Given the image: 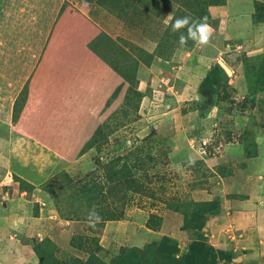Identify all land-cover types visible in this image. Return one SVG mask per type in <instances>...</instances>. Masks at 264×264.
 Segmentation results:
<instances>
[{
	"label": "rangeland",
	"instance_id": "rangeland-1",
	"mask_svg": "<svg viewBox=\"0 0 264 264\" xmlns=\"http://www.w3.org/2000/svg\"><path fill=\"white\" fill-rule=\"evenodd\" d=\"M142 3L130 7L125 20L119 10L110 9L101 0H0V128L14 130L11 118L17 104L21 116L33 118L29 119L34 122L28 130L38 136L36 140L14 130L31 149L23 148L27 152L22 155L21 150L14 148V156L10 157L23 160L24 171L33 174L28 177L23 171V175L36 178L35 196L40 202H47L42 217L40 208L36 209L40 220L33 225V241L53 242L61 260L86 261L91 252H97L107 264L131 256L138 264H161L158 254L172 245L171 254L185 264L204 259L202 250L196 248L197 242L215 249L216 264H264V253L251 256L249 249L253 248L246 243L259 224L257 220L250 223L243 202L232 198L244 184L257 181L260 192L264 191V92L260 93L264 90L255 86L252 71L260 62L259 56L264 55V29L260 27L264 23L255 24L257 29L249 26L248 30L231 22L219 24L217 17L209 15L206 22L213 33L208 46L177 44L168 59L155 57L150 65H140L137 89L143 97L139 107L121 109L118 104L109 115L104 112L101 119H113L108 122L113 133L105 136L101 146H94L74 162L63 159L50 147H63L62 138L69 133L45 130L34 120L39 104H44V111L48 109L47 99L38 88L35 90L36 85H41L39 76L48 77L46 68L54 72L63 69L55 53L64 50L62 42L68 43L69 31L66 33V26L61 24L58 31L64 37L60 40L56 38L58 33L53 35L62 7L74 6L112 39L128 40L148 51L161 42L174 16L187 8L179 0ZM226 4L227 0H220L213 6ZM171 38L170 34L165 38L167 47ZM128 48L134 56H140L138 50ZM218 60L234 72L227 74L221 86L214 80L220 66ZM84 90L103 93L104 88L88 85ZM189 157L195 160L194 165L189 164ZM253 158H259L257 168ZM118 159L121 164L130 162L137 172V181H133L137 186H132V181L130 186L121 188L106 182L104 166ZM65 172L82 188L89 181L98 183L97 198L103 199L104 204L83 207L84 194H76L75 185L70 191L65 190L60 176ZM59 182L62 191L49 189ZM18 183L11 184L22 190ZM65 184L66 189L70 188ZM9 190L12 191L3 187L0 196H17L14 189L5 195ZM28 194L30 198L32 193ZM256 199L264 204V197ZM214 200L221 203V212L209 216L197 235L184 231L183 216L168 207L169 203ZM3 202L8 201L1 200V205ZM93 206L98 213L106 209L120 216L117 221L105 222L103 233L97 235L100 250L92 242L94 235L88 233L87 216ZM0 213L3 214L2 209ZM254 214L252 211L251 217ZM155 216L159 217L154 219ZM201 234L206 237L204 244L198 242Z\"/></svg>",
	"mask_w": 264,
	"mask_h": 264
},
{
	"label": "trees",
	"instance_id": "trees-1",
	"mask_svg": "<svg viewBox=\"0 0 264 264\" xmlns=\"http://www.w3.org/2000/svg\"><path fill=\"white\" fill-rule=\"evenodd\" d=\"M143 1L144 0H101V2L103 4L106 3L105 5L110 9L119 10L121 17L125 20H128V17L125 15L130 7L132 8L136 2L143 4ZM179 1L180 5L186 7L187 10L182 8L181 13L174 16L165 30V36L163 35V38L160 40L161 42L158 43L157 49L153 53L131 45L128 40L119 38V40L116 41L112 39L107 34L101 32L95 23L76 10L74 6L66 4L62 7V13L59 18L60 21L58 20L57 28H54L53 35L55 36V34L58 33L56 38L60 40L64 37V35L60 34L58 31L61 24L66 26V33L69 31L68 43L62 42L64 50L61 48V50H57V53H55L56 58H60L59 60L56 59V61L63 64V69L62 71L54 72L53 69L46 68L48 77L41 79L43 75L39 76L41 83L40 87L36 85V82H33L36 85V88L34 87L35 90L38 88L37 90L41 92V95L47 99L46 107H48V109L44 111V104H39L38 114L35 112L33 117L34 120L41 125V128L45 130L51 129L56 134H62L63 132L69 133L62 138L64 143V145H62L63 147L60 145L58 147L50 145L53 151L63 159L74 162L85 153L89 152L94 146H101L105 143V136L113 133L114 130L109 129L108 122L113 120L110 116L101 119V117L104 116V112L109 115L111 110H116L118 104H120L119 107L121 109H127L132 106L136 108L139 107L143 97L137 89L140 65H150V61L155 57L168 59V57L171 56L173 48L179 44V33L174 34L171 31V23H173L175 19L186 15L191 16L194 20H200L204 17L209 18L210 14L207 10L208 7L220 2V0ZM253 20L256 25L264 23V3L255 2ZM61 21L63 22L61 23ZM135 23L136 22H133V25ZM181 32L186 35V29H181ZM169 34L172 38L169 40L170 47H167L165 38H167ZM193 44L194 42L192 40H188L186 46ZM129 46L132 47V50L133 48L138 50L140 56H134L128 48ZM258 59L260 62L256 69L252 70L254 71V84L257 88L264 90V55L259 56ZM71 73H74L75 77ZM215 75L216 77L214 80L218 82V86L223 85L226 82L225 79L228 78L226 72L220 68V66L219 70L215 72ZM249 75V73L246 74L247 77H250ZM88 85H91L95 89L103 87L104 91L103 93H95V91L87 92L84 89L87 88ZM76 92L78 93L76 94ZM261 92L264 91L261 90L260 93ZM47 95H49V97H47ZM15 105L14 118L12 119L14 130L22 134L30 135L38 140V136L28 130L32 126L31 123L34 122L29 119L33 118L26 115L24 117L21 116V109L17 104ZM119 107L117 108L118 111L120 110ZM36 117H38V119H36ZM42 142L45 145L48 144L44 141ZM120 159L115 160V162H109L104 166V177L108 184L123 187L126 184L129 185L131 181L132 183H134L133 181H137V172L129 165V161L124 159L125 163L121 164ZM60 176H62L61 179L65 185V190L70 191V189H73L75 180L66 172L62 175L60 174ZM65 183H68L70 188L66 189ZM20 184L22 190L31 192L33 189V186L23 180L20 181ZM59 185L60 182L57 184L54 183L49 189H57L58 192H60L62 191V186ZM132 186L137 185L134 183ZM78 187H81V189L78 190ZM84 188H82V184L79 182L73 189L76 194H84L82 200H84L86 204L83 205V207H90L93 204L102 206L104 204L103 199L99 200L97 198L98 196L96 193L97 190L100 189L98 183L89 181ZM68 195V197H71V194ZM168 207L172 212L180 213L183 216L185 221L183 230L190 231L195 235L202 231L209 216L218 215L221 212V203L219 200H214L212 202L191 201L178 204L169 203ZM99 214L102 217V222L99 223L95 229L90 227L88 229L89 235H94L92 236V242L96 243L98 250L100 249L98 247L97 235L103 233L105 222L117 221L120 218V216L114 214L113 211H108L106 209L103 213ZM156 217L159 216H155L154 219H156ZM199 238L198 242H202L203 244L206 243V237L204 235L201 234ZM195 243L199 246L196 248L202 250L204 259L199 258L196 262L189 261L185 262V264H216L215 249L210 244H204L205 246H202V244ZM76 246L81 249L83 248L82 245ZM172 247L173 246L170 245L167 251L158 254L159 257L161 256V264H184L175 259L171 254ZM33 249L42 264H107L103 262L97 252H91L86 261L79 258L61 260L63 258L57 256V248L50 240H43L40 243L35 241V243H33ZM194 249L193 247L192 253H194ZM220 254L221 256L224 255L223 253ZM134 259L135 256L125 257L115 264H138Z\"/></svg>",
	"mask_w": 264,
	"mask_h": 264
},
{
	"label": "crops",
	"instance_id": "crops-1",
	"mask_svg": "<svg viewBox=\"0 0 264 264\" xmlns=\"http://www.w3.org/2000/svg\"><path fill=\"white\" fill-rule=\"evenodd\" d=\"M255 2L264 3V0H235V2H233V0H227L226 5L210 6L208 11L212 17L218 18L219 24H226L227 22H231L237 24L239 27H243L248 30H250L249 26L257 29V26L255 25L253 20V15L255 13ZM260 27L264 29V25ZM258 34L261 33L259 32ZM262 41L264 42V37ZM147 49L148 52L153 53L157 49V46L156 44H154L152 50L149 48ZM219 61L220 60H218V62ZM232 73L234 74V72ZM11 145L13 146L12 150L10 151ZM14 148L15 150L18 149L23 152L24 149H31V146H29L28 144L26 145L24 139L19 138L18 134L14 133V130L8 131L6 128L1 127L0 190L3 187H10L12 191L9 190V193H5V195H10V192H13L14 189V191L17 193V196H14V194H12V197L10 199L9 197L7 199L6 196H0V199L2 198L1 200L8 201L7 203L3 202L2 205L0 203V209L3 210V214L0 213V264H42L33 249V237H36V235L34 234L35 229L33 225L35 221H37L38 219L40 220L39 216L42 217L44 213L43 210H45L44 207L47 206V202H40L41 199H38L35 196L36 189H33V191L29 192L26 190H17V188H14V185L12 186L11 183L18 186V182L23 180L26 183L36 187V178H27L25 176L26 173L28 177L29 175L33 174H30L29 171H24L23 168L25 166L20 161L22 159L17 161V159L13 157L14 159L11 160L12 155L14 156V154H12V152H14ZM9 151L11 152V154H9ZM26 152H23L22 155ZM35 156L36 155H33V157ZM46 156L49 157L47 154ZM252 160L254 167L257 168L258 163L256 161L259 160V158H253ZM18 169L19 172L17 171ZM5 170H7V172L3 175L2 172ZM23 171L26 172L24 173V175ZM258 186L259 181L255 183L253 182V184H244L241 190H239L240 193L234 192L235 196H232L234 200L243 202V208L247 210L246 214L250 223H252V220H257L256 223L257 225L259 224L256 233L246 241V243H249L251 248H253V250L249 249V254L251 256H256L255 254L262 255L264 253V233H262V228L264 229V204H261L259 200L256 199V197L263 198L264 191L261 193L260 191L262 190ZM28 193H32L30 198H28ZM38 207L40 208L41 213H39V216L36 217V209ZM252 211L255 212L253 217H251ZM24 221H26V224H24ZM261 247L262 250H260Z\"/></svg>",
	"mask_w": 264,
	"mask_h": 264
},
{
	"label": "clouds",
	"instance_id": "clouds-1",
	"mask_svg": "<svg viewBox=\"0 0 264 264\" xmlns=\"http://www.w3.org/2000/svg\"><path fill=\"white\" fill-rule=\"evenodd\" d=\"M206 21L207 17L194 20L191 16L186 15L176 18L175 21L171 23V31L174 34L179 33V44L181 46L186 45L188 40H192L197 47L203 48L210 44L213 33V29ZM181 29H186V35L181 32ZM188 162L190 165L195 164V160L191 157H189ZM101 222L102 217L96 211L95 206H93V208L88 211L87 223L90 228L95 229Z\"/></svg>",
	"mask_w": 264,
	"mask_h": 264
},
{
	"label": "water",
	"instance_id": "water-1",
	"mask_svg": "<svg viewBox=\"0 0 264 264\" xmlns=\"http://www.w3.org/2000/svg\"><path fill=\"white\" fill-rule=\"evenodd\" d=\"M219 65L226 72V74L228 75L232 74L230 68H228V66H226V64L223 61H219Z\"/></svg>",
	"mask_w": 264,
	"mask_h": 264
}]
</instances>
